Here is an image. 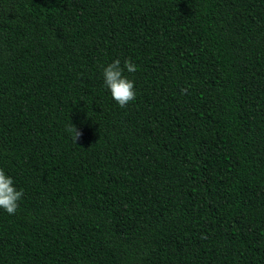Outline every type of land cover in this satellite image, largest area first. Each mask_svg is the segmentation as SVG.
<instances>
[{
    "label": "trees",
    "instance_id": "16d2710c",
    "mask_svg": "<svg viewBox=\"0 0 264 264\" xmlns=\"http://www.w3.org/2000/svg\"><path fill=\"white\" fill-rule=\"evenodd\" d=\"M0 169V264H264V0H0Z\"/></svg>",
    "mask_w": 264,
    "mask_h": 264
},
{
    "label": "clouds",
    "instance_id": "9594fccd",
    "mask_svg": "<svg viewBox=\"0 0 264 264\" xmlns=\"http://www.w3.org/2000/svg\"><path fill=\"white\" fill-rule=\"evenodd\" d=\"M137 68L138 66L131 59H126L123 67H121V61L117 59L103 69L104 83L110 90L112 98L121 108L126 107L130 101L136 98L134 81L123 73L125 70L128 73H134ZM66 131L75 143L83 135V132L72 122L66 127ZM22 196L23 190H17L14 187L13 179L6 175L3 169H0V208L9 215H14L18 209V201Z\"/></svg>",
    "mask_w": 264,
    "mask_h": 264
}]
</instances>
